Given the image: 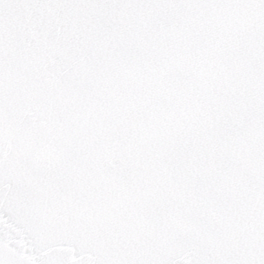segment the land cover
<instances>
[{
	"label": "snow or ice",
	"instance_id": "snow-or-ice-1",
	"mask_svg": "<svg viewBox=\"0 0 264 264\" xmlns=\"http://www.w3.org/2000/svg\"><path fill=\"white\" fill-rule=\"evenodd\" d=\"M0 264H264V0H0Z\"/></svg>",
	"mask_w": 264,
	"mask_h": 264
}]
</instances>
